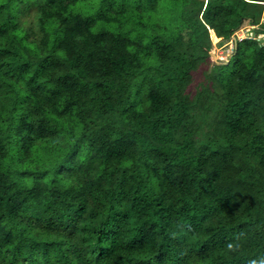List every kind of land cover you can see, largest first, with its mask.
I'll return each instance as SVG.
<instances>
[{"label": "trees", "instance_id": "1", "mask_svg": "<svg viewBox=\"0 0 264 264\" xmlns=\"http://www.w3.org/2000/svg\"><path fill=\"white\" fill-rule=\"evenodd\" d=\"M263 12L0 0V264H264Z\"/></svg>", "mask_w": 264, "mask_h": 264}, {"label": "rangeland", "instance_id": "2", "mask_svg": "<svg viewBox=\"0 0 264 264\" xmlns=\"http://www.w3.org/2000/svg\"><path fill=\"white\" fill-rule=\"evenodd\" d=\"M262 22H264V12L261 18V23ZM209 32H210V38L212 40L215 60L226 61L233 52V41L227 40L224 36H222V33L216 29L213 30L209 29ZM236 35H241L245 37L243 39H247V38H252L254 36V32L252 29H250L249 26H245L239 31L235 32L233 36L236 37ZM256 39L261 44H264V34L256 37Z\"/></svg>", "mask_w": 264, "mask_h": 264}, {"label": "built area", "instance_id": "3", "mask_svg": "<svg viewBox=\"0 0 264 264\" xmlns=\"http://www.w3.org/2000/svg\"><path fill=\"white\" fill-rule=\"evenodd\" d=\"M236 38H237L238 40H242V39L245 38V37H243V36H241V35H236Z\"/></svg>", "mask_w": 264, "mask_h": 264}, {"label": "clouds", "instance_id": "4", "mask_svg": "<svg viewBox=\"0 0 264 264\" xmlns=\"http://www.w3.org/2000/svg\"><path fill=\"white\" fill-rule=\"evenodd\" d=\"M229 247H231V245H229Z\"/></svg>", "mask_w": 264, "mask_h": 264}]
</instances>
